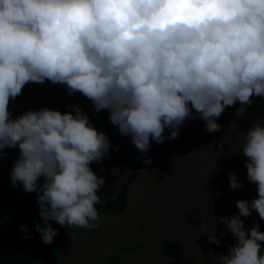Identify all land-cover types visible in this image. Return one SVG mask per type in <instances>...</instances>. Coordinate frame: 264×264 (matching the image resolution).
Returning a JSON list of instances; mask_svg holds the SVG:
<instances>
[{
    "label": "clouds",
    "instance_id": "clouds-1",
    "mask_svg": "<svg viewBox=\"0 0 264 264\" xmlns=\"http://www.w3.org/2000/svg\"><path fill=\"white\" fill-rule=\"evenodd\" d=\"M45 81L80 93L97 113L108 110L141 154L151 141L164 142L165 129L169 141L177 138L193 110L207 132H217L227 107L239 102L242 116L253 96L264 98V0H0V157L18 147L11 186L37 193L44 223L35 229L52 244L57 232L49 221L99 228L95 206L105 181L90 165L111 145L79 107L74 115L45 108L10 118V101L24 86ZM243 136L246 179L257 198L215 218L238 242L219 264H264V232L246 230L241 220L252 211L264 220V126ZM228 178L231 189L242 186L234 173Z\"/></svg>",
    "mask_w": 264,
    "mask_h": 264
},
{
    "label": "rangeland",
    "instance_id": "rangeland-1",
    "mask_svg": "<svg viewBox=\"0 0 264 264\" xmlns=\"http://www.w3.org/2000/svg\"><path fill=\"white\" fill-rule=\"evenodd\" d=\"M251 99L242 116L237 115L239 102L227 107L216 121L220 130L213 133L206 131L193 110L179 128L190 135V146L163 152L131 181V162L141 153L131 137L117 131L115 149L100 163H92L91 169L105 181L97 193L102 204L128 185L125 207L118 215H102L98 229L63 226L58 263L108 264L114 259V264H176L157 251L161 240L175 236L184 248L179 264H219L218 258L238 242L215 218L232 217L238 213L237 201L250 203L257 198L256 186L246 179L247 161L241 151L243 134L254 124L264 126V98ZM169 134L165 129L164 140ZM156 145L151 141L150 148ZM230 173L237 176L241 187H229ZM241 220L246 230L258 225L264 232V220L255 211ZM209 235L220 241L219 246L210 243ZM260 243L264 254V242Z\"/></svg>",
    "mask_w": 264,
    "mask_h": 264
},
{
    "label": "trees",
    "instance_id": "trees-1",
    "mask_svg": "<svg viewBox=\"0 0 264 264\" xmlns=\"http://www.w3.org/2000/svg\"><path fill=\"white\" fill-rule=\"evenodd\" d=\"M79 107L89 117L90 123L99 132H103L110 141L109 150L116 147L117 129L109 121V111L102 110L97 113L91 102L80 93L69 95L64 85L53 84L49 81L44 83H28L22 89V94L10 101V118L15 119L27 111L49 109L59 111L61 114L72 112ZM191 137L185 132H179L177 138L157 144L150 148L146 154H140L131 162V175L133 180L138 171L150 166L163 152L179 151L189 147ZM19 157L18 147L4 149L0 157V264H59L58 253L62 238L63 227L55 221H49L52 229L57 232L52 244H45L35 229L37 223L43 226L37 206V193H26L21 185L15 188L11 186L10 173L14 162ZM139 157V158H138ZM144 158L151 160V164H144ZM91 167V165H90ZM41 178L38 184L42 185ZM125 185L120 193L111 201L99 203L97 208L100 217L106 213L120 214L126 203ZM26 227V232L21 226ZM157 251L164 257L179 264L184 254L182 243L177 237H167L161 240ZM108 264H114V259Z\"/></svg>",
    "mask_w": 264,
    "mask_h": 264
}]
</instances>
